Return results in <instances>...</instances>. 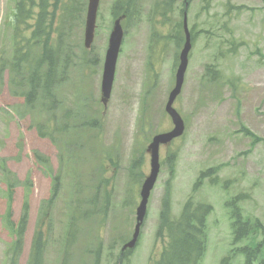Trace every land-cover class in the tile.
Wrapping results in <instances>:
<instances>
[{
    "label": "rangeland",
    "instance_id": "rangeland-1",
    "mask_svg": "<svg viewBox=\"0 0 264 264\" xmlns=\"http://www.w3.org/2000/svg\"><path fill=\"white\" fill-rule=\"evenodd\" d=\"M16 1L0 0V264L32 263L33 240L44 229L48 237L38 242L41 264L116 263L134 233L138 193L150 170L147 146L154 135L172 128L164 106L183 47H176L175 29L180 26L181 33L184 20L194 41L173 108L185 131L160 147V173L128 264H154L159 257L163 241L155 239V232L168 181L173 220L189 196L212 208L200 264H219L235 248L231 198L243 197L238 203L243 221L264 227V1L137 0L131 19L120 22L123 39L104 107L100 85L114 0L99 2L90 50H84L87 0H68L52 26L62 35L60 50L67 44L70 49L58 61L57 76L64 77L56 78L55 106L45 109L50 121L40 118L36 104L25 108L21 92L10 84ZM39 53L32 47L30 59ZM65 115L72 126L94 117L99 128L73 131L69 126L61 132ZM171 154L176 160L170 180L164 160ZM139 158L129 176L131 163ZM212 167L220 169L219 183L204 181L192 193L200 170ZM8 208L13 232L4 218ZM23 214L24 224H19ZM68 236L73 240L66 256ZM253 238L254 243L264 240L260 233ZM245 259L238 255L233 264ZM252 264H264V244Z\"/></svg>",
    "mask_w": 264,
    "mask_h": 264
},
{
    "label": "trees",
    "instance_id": "trees-1",
    "mask_svg": "<svg viewBox=\"0 0 264 264\" xmlns=\"http://www.w3.org/2000/svg\"><path fill=\"white\" fill-rule=\"evenodd\" d=\"M55 1V3H50ZM68 0H66L67 2ZM58 0H19L16 5L17 15L26 14L29 15L31 10L34 8L38 9L35 21L34 38L36 41H41L47 43L49 40V34L45 32L44 23L50 21L55 15V10L58 8L56 4ZM133 0H117L114 4L113 11L111 15L116 19L122 17L125 21L130 19L131 15V5ZM65 5L61 4L62 8ZM51 8V9H50ZM182 28L177 25L175 29L176 37V47L180 48L183 44L184 32L180 30ZM20 35H16L21 39V43L25 44L22 47V51L29 49L31 43L35 42L31 38H27L24 34L25 30L20 27ZM191 41H194V35L191 34ZM85 53V52H84ZM177 59L175 58V63ZM9 71L11 74L18 73L17 65L15 63L9 66ZM2 68L0 67V78L2 75ZM56 57L52 49H47L44 47L41 55L39 56L33 71L30 73L28 79H25L27 86L24 89H20L21 96L25 100V108H32L36 104V109L39 108L40 118L44 121H50L48 112L45 109H52L55 106L56 98L53 93V88L56 84V74H57ZM64 75H60L58 79L62 80ZM11 82L14 83L15 80L12 77ZM83 111H87V107L83 108ZM69 120L68 115L64 116L63 125L60 126V131H66L69 126L75 131L78 128H83L86 131H93L99 128V123L97 119L91 116H85L79 121L76 120L74 126L69 125L67 121ZM246 136H252V134L244 131ZM176 155L171 154L165 159V165L169 166L173 171V165L175 163ZM141 163V159L133 161L129 168V176L134 174L135 169ZM219 168V167H218ZM218 168H213L205 173H201L194 190L201 186L204 180H208L212 184H217L216 172H219ZM172 171H170L172 174ZM169 181L167 182V190L161 202V208L158 216V228L155 232V239L162 240L161 251L158 259L154 264H200L202 261L205 250H206V219L212 211V208L207 204L194 203L191 198H189L183 205L179 218L173 220L171 217L170 209V196H169ZM55 195V189H53V196ZM8 196L10 193L8 192ZM237 199H231L228 202V207L231 209V228L233 230L232 243L235 248L230 251V253L219 261V264H233L234 259L238 255L245 256L244 264H251L257 259V256L263 250L264 240L254 243V233L258 230L264 235V229L261 225L254 224L251 225L248 221H243L240 214ZM52 200L48 201V205H51ZM101 211V210H100ZM105 215V212H103ZM42 220L46 222V213H43ZM25 214L20 217V223L24 224ZM5 219L8 225H11L8 221L9 210H7ZM46 224V223H45ZM11 228V227H10ZM71 230V229H70ZM23 232V227H20V233ZM46 237V230L43 233H36V236L32 244L33 264L42 263V245H39V240H44ZM73 236H68L65 240L64 255L67 256L72 243ZM249 240L247 245L238 246L239 243ZM17 242L16 244H18ZM131 251L121 252L117 258L116 264H128ZM30 263V264H32ZM95 264H98L96 261Z\"/></svg>",
    "mask_w": 264,
    "mask_h": 264
},
{
    "label": "water",
    "instance_id": "water-1",
    "mask_svg": "<svg viewBox=\"0 0 264 264\" xmlns=\"http://www.w3.org/2000/svg\"><path fill=\"white\" fill-rule=\"evenodd\" d=\"M98 2L99 0H88V8H87L86 21H85V41H84L85 47H89L92 41L93 32L95 28V18H96ZM184 30L186 34L185 44L179 56V65L176 71L175 88L170 93L165 107V111L171 117V120L174 124V129L170 133L158 135L154 137L152 143L148 147V151L150 152V174L146 178V180L144 181L141 187V191H140L141 200L139 206L136 209V225L134 229V234L131 240L124 245L123 250L132 249L136 243L139 228L145 216L148 197L150 191L154 186L159 170V164H158L159 144H166L170 142L172 139L180 136L183 132L182 121L179 118V116L176 114V112L171 108V105L174 99L176 98V96L180 92V88L183 82V76L188 62L187 56L190 50V43H189V36L185 28V22H184ZM120 40H121V29L119 27V23L116 22L114 31L109 40V48L106 53V58L103 65V75H102V85H101L103 101H105L109 97L113 75H114L116 55L120 44Z\"/></svg>",
    "mask_w": 264,
    "mask_h": 264
}]
</instances>
